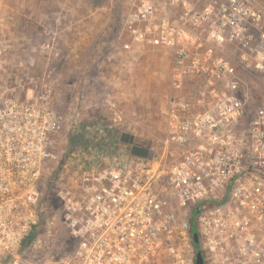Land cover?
Listing matches in <instances>:
<instances>
[{
	"label": "built area",
	"instance_id": "2783aa9c",
	"mask_svg": "<svg viewBox=\"0 0 264 264\" xmlns=\"http://www.w3.org/2000/svg\"><path fill=\"white\" fill-rule=\"evenodd\" d=\"M125 27L134 43L170 55L164 145L178 153L159 171L154 156L134 157L122 144L71 141L66 158L99 157L80 159L76 177L55 170L60 157L52 156L49 194L72 239L60 264H193L194 210L204 264H264V101L241 75L264 77V0H131ZM90 143L98 148L83 147ZM14 167L16 187L2 189L0 142V194L34 214L41 163ZM20 219L21 238L0 240L3 264H33L24 252L41 243L35 222Z\"/></svg>",
	"mask_w": 264,
	"mask_h": 264
},
{
	"label": "rangeland",
	"instance_id": "374dc122",
	"mask_svg": "<svg viewBox=\"0 0 264 264\" xmlns=\"http://www.w3.org/2000/svg\"><path fill=\"white\" fill-rule=\"evenodd\" d=\"M130 4L0 0L2 189L16 187L19 176L13 170L19 160L29 164L38 159L42 191L34 214L20 205V197L0 194V240H19L20 218H30L41 240L24 252L33 264H60L72 250L48 184L51 157L68 156V143H119L128 135L152 153L159 171L176 159L178 150L164 145L171 58L148 42H133L125 27ZM215 55L234 59L225 49L217 48ZM241 75L253 99L263 102L264 77L247 71ZM58 116L63 121L54 131ZM197 215L194 210L189 219L192 233L197 232Z\"/></svg>",
	"mask_w": 264,
	"mask_h": 264
},
{
	"label": "flooded vegetation",
	"instance_id": "af4514ba",
	"mask_svg": "<svg viewBox=\"0 0 264 264\" xmlns=\"http://www.w3.org/2000/svg\"><path fill=\"white\" fill-rule=\"evenodd\" d=\"M127 140L126 137L123 138V141L120 139V142L119 144H122L125 146V148L128 150L129 154L131 155V146L126 143L125 141ZM114 145V144H113ZM133 145L134 144V141H133ZM138 146V145H136ZM83 147L84 148H92V149H96L98 148V146L96 144H93V143H90V144H83ZM139 147H142V146H139ZM153 157V156H152ZM151 157V158H152ZM80 159H99V157H92V158H78V161H75L73 158H66V157H60L57 164L55 165V170L57 171H63L65 173H71L72 175H74L75 177L77 175H79L81 172H82V169L84 167V165L86 163H79L80 162ZM197 212V214L199 215L198 211L195 210ZM197 215V217H198ZM192 216V214H191ZM191 219V217H190ZM197 220V219H196ZM197 226V225H196ZM192 234V233H191ZM191 234H190V241H191V252H192V257H193V263H194V256H195V253L196 251H199L200 250V239H199V245L197 246V248L192 244V237H191Z\"/></svg>",
	"mask_w": 264,
	"mask_h": 264
},
{
	"label": "water",
	"instance_id": "95a60500",
	"mask_svg": "<svg viewBox=\"0 0 264 264\" xmlns=\"http://www.w3.org/2000/svg\"><path fill=\"white\" fill-rule=\"evenodd\" d=\"M124 137L127 138V140L125 142L128 143L131 146V155L132 156L138 157V158H143V159L152 157V153L149 152L146 148L133 145V140L134 139H133L132 136L122 135L121 136V140L122 141H123ZM191 237H192V244L195 247H197L199 245V239H198L197 232L192 233ZM193 264H204L202 252L200 250L196 251L195 256H194V263Z\"/></svg>",
	"mask_w": 264,
	"mask_h": 264
}]
</instances>
